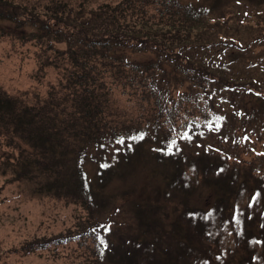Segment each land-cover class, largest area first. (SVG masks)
I'll list each match as a JSON object with an SVG mask.
<instances>
[{"label":"trees","instance_id":"1","mask_svg":"<svg viewBox=\"0 0 264 264\" xmlns=\"http://www.w3.org/2000/svg\"><path fill=\"white\" fill-rule=\"evenodd\" d=\"M89 1L0 0V39L32 44L42 73L25 91L0 85V176L85 212L10 252L264 264V0ZM145 167L161 192L109 190ZM208 188L214 208H192Z\"/></svg>","mask_w":264,"mask_h":264},{"label":"rangeland","instance_id":"2","mask_svg":"<svg viewBox=\"0 0 264 264\" xmlns=\"http://www.w3.org/2000/svg\"><path fill=\"white\" fill-rule=\"evenodd\" d=\"M23 4H30L44 0H15ZM74 3L79 0H72ZM120 0H90L87 5L95 8L103 2H118ZM9 23L1 24L3 28H10ZM10 41V40H9ZM4 41L0 39V85L10 90L14 85L19 86L20 91L28 90L31 86L30 75L34 77L42 75L35 71L36 48L32 44L24 47L18 41ZM28 52H24L27 51ZM21 53H27L28 58L22 59ZM150 57L138 55L132 56V60L146 61ZM35 71V72H33ZM8 150H0V161L3 160ZM164 188L159 177L152 174L149 167L133 170L127 179L121 183L115 181L109 190L131 191L133 197L141 202L150 195L161 192ZM21 188L7 184L0 176V261L6 264H61L67 252L77 245H70L59 249L62 254L56 257L49 252L37 253L31 256L12 254L24 242H33L45 236L59 235L68 229L75 227L80 217L85 216L84 210L76 204L66 205L63 201L50 198H31L27 193L22 194ZM218 200L213 188L205 189L202 195L195 194L190 197L189 205L192 208L210 210L214 208ZM175 204H178L176 202ZM259 234V233H258ZM79 262V261H77Z\"/></svg>","mask_w":264,"mask_h":264},{"label":"snow or ice","instance_id":"3","mask_svg":"<svg viewBox=\"0 0 264 264\" xmlns=\"http://www.w3.org/2000/svg\"><path fill=\"white\" fill-rule=\"evenodd\" d=\"M133 139H136L135 137ZM139 139H143V136L139 137ZM121 143H123V141H120ZM173 144H175V141H173Z\"/></svg>","mask_w":264,"mask_h":264}]
</instances>
